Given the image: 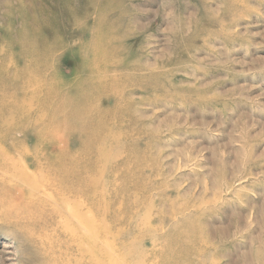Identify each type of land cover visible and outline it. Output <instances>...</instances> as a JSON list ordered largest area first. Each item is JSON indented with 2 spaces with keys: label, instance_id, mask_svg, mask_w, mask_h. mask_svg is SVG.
Returning a JSON list of instances; mask_svg holds the SVG:
<instances>
[{
  "label": "rangeland",
  "instance_id": "1",
  "mask_svg": "<svg viewBox=\"0 0 264 264\" xmlns=\"http://www.w3.org/2000/svg\"><path fill=\"white\" fill-rule=\"evenodd\" d=\"M36 131L97 182L109 264H264V0H0L1 149ZM19 195L0 264H46Z\"/></svg>",
  "mask_w": 264,
  "mask_h": 264
},
{
  "label": "bare ground",
  "instance_id": "2",
  "mask_svg": "<svg viewBox=\"0 0 264 264\" xmlns=\"http://www.w3.org/2000/svg\"><path fill=\"white\" fill-rule=\"evenodd\" d=\"M28 105L24 118L31 110L36 111L33 126L39 128L41 113L32 100ZM36 132L32 135L33 147L38 148L34 152L26 147L6 151L0 146V185L12 192L16 190L20 195L14 201L15 207L24 208L16 220L41 217L40 206L49 210L57 237L29 233L30 241L46 264H109L111 255L103 252L113 248L94 216V211H100L101 203L97 182L88 176L79 155L67 150L54 159L50 153L40 150L39 140L43 136L40 131ZM0 138L4 137L0 135Z\"/></svg>",
  "mask_w": 264,
  "mask_h": 264
}]
</instances>
